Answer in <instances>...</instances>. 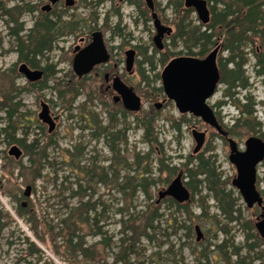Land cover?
<instances>
[{"label": "rangeland", "instance_id": "rangeland-1", "mask_svg": "<svg viewBox=\"0 0 264 264\" xmlns=\"http://www.w3.org/2000/svg\"><path fill=\"white\" fill-rule=\"evenodd\" d=\"M46 1L27 0L31 6L27 8L24 3L16 0H0V87L10 96L14 95V89H19L16 101L21 102V108L16 116L21 122L17 138L25 139L26 145L38 141L40 147L46 149V159L42 161L43 178L34 186L24 183L20 178V168L15 165L13 167L11 162H8L9 150L13 144L8 143L6 135L1 131L7 126L8 121L6 109L0 111V264H72L65 252L64 240L58 234L59 222L67 211L65 203L76 202V199L69 197L70 189L66 190L71 184L75 188L77 175H80V172L77 175L74 173L71 164L80 161L81 167L84 165L89 167L95 161L99 167L107 169L113 164L115 169H119L121 167L119 160H128L132 164L137 154H140L143 163L138 170L142 171L145 165L151 164L153 178L159 183L153 189L154 200L159 198V192L167 189L178 174L182 173L183 179L188 183L194 180V186L190 188L193 191V198L186 204L190 214L162 203V218L157 224L161 229L157 234L158 241H143L144 264H158L153 255L160 253L162 264H165L166 251L172 245L175 246L176 258L183 260L185 264H234L237 258L230 256L235 250L234 246L242 250L241 257L246 259V264H264V244H258L259 247L255 248L254 252L243 249L248 234L243 227V221L252 220L254 225V217L259 212L256 208L249 209L238 190L232 186L237 172L229 161L228 142L200 118L190 114L182 115L174 102L164 101L166 99L164 94L151 97L155 84L148 87V80L152 81L154 74H161L164 69L158 62L160 54L171 52L175 54L174 58L188 55L180 43L174 46L172 41L176 31L177 1L154 0L156 12L162 23L174 30L173 35L164 40L165 48L162 52L154 43L156 29L145 0H77L76 6L65 13L63 6L58 7L50 16V20L57 22V26L46 33L45 40H41L42 53L35 59L38 69L46 68V75L40 84H31L19 72L21 64L25 63L21 59L25 51L18 48L17 42L27 39L30 34L37 40H33L36 43L37 38H41L37 32H31L36 30L33 28L38 20L37 10L40 11V8L35 10L33 5L34 2L43 4ZM208 2L210 6L215 4L211 0ZM182 3L184 5V0ZM192 18L198 20L196 12L192 14ZM71 24H78L73 33L69 32ZM97 30H101L105 36L112 56L111 62L96 70L99 71L101 81L95 72L89 75V78L80 80L73 70L74 50L77 47L85 48L92 39L91 34ZM133 48L138 54L134 73L130 74L126 70L125 53ZM155 52L160 54L155 55ZM246 53L249 62L244 70L250 86L245 90L237 89L236 92L240 94L235 95L234 101L239 98L237 104L247 105L246 111L254 112L251 124L246 126L245 121L248 117L244 115L237 127L235 118L240 117L241 112L225 97L224 91L227 88L225 85H220L218 92L210 100L220 123L243 148L246 139L256 135L255 132L264 133V78L254 72L256 58L252 48H247ZM221 56L227 57V52H220L219 57ZM149 57H153L154 64L156 63L155 71H151L150 61L147 62ZM110 69H114L142 97V114L152 111L158 113L154 134L159 144L150 145L145 141V131L137 127L134 114L127 112L128 115L124 116L118 112L119 109H123L122 106L113 111L111 100L106 106L102 102L104 98L99 93L98 85L106 71ZM143 74L148 80L144 79ZM71 86L80 87L78 94L70 92ZM157 86H162V83L158 82ZM60 92L63 97H60ZM43 101L47 102L53 114L59 117L56 131L52 134L49 133L48 126L38 118ZM158 103L163 104L160 110L156 108ZM111 109L114 115L113 125L109 123ZM256 124H260L261 127L255 128ZM105 126L109 128L106 135L103 132ZM193 130L206 133V143L198 154H194L197 143L192 134ZM118 131L124 133L127 142L114 141L117 150L114 154L109 145ZM105 136L109 138L110 143L106 142ZM20 147L25 151L24 146ZM200 155L213 158L217 173L222 177V181L228 182L227 191L234 192L237 200L236 209L240 212L235 216L240 218L239 221L230 222L222 215L213 193L204 182L205 177L193 179L188 174L189 170L197 169L199 165L197 157ZM22 162L24 166H28L29 157H23ZM166 166L176 169V174L171 177L168 184L166 181L169 179V173ZM127 174L128 169L120 172L121 177ZM259 176L258 188L264 196V166L259 167ZM61 182L65 186L63 191L58 187ZM18 186L20 190L17 193ZM28 186L32 187L30 198L24 196ZM195 186H198L197 190ZM98 189L100 191L96 197L102 196L109 212L110 219L106 230L110 234H117L120 229V218L116 213L121 206V195L115 186H99ZM13 191L14 195H18V200L10 196ZM22 204L26 213L20 217L19 208ZM146 205V197L138 193L134 202L136 210L140 211ZM217 220L220 225L217 224ZM197 226L204 235L200 243L197 242ZM221 229H228L229 235L226 237ZM225 240L228 241L225 245L226 252L231 258L227 262L222 261L223 256L217 254L213 246ZM88 241L92 243L95 239L89 237ZM252 242L250 241V244ZM202 245L211 247L210 262L200 259Z\"/></svg>", "mask_w": 264, "mask_h": 264}, {"label": "trees", "instance_id": "trees-1", "mask_svg": "<svg viewBox=\"0 0 264 264\" xmlns=\"http://www.w3.org/2000/svg\"><path fill=\"white\" fill-rule=\"evenodd\" d=\"M176 1V31L172 39L174 46L180 43L187 50L189 56L197 58L205 57L217 46L222 47L221 52H227V57H219L221 84L227 87L224 91L225 97L240 109V112H242L241 120L244 115L248 117L245 124L246 126L250 125L254 112L250 110L246 111L247 105L237 104L236 102H239V98H236L235 102L234 97L240 94L236 92L237 89L245 90L250 86L249 79L244 70L249 62L248 54L246 53L247 48H252L254 57L256 58L254 65L255 74L264 78V0H211L215 4L211 6L212 19L208 25L198 24L197 22L199 21L192 18L195 10L186 9L182 0ZM206 1L208 2V0ZM55 25L57 26V23L46 19L36 25V30H31L32 33L37 32V35L41 37L37 38V43L35 42L37 40L33 39L31 34L27 39L17 42L18 48H22L25 51L21 55L22 61L29 64L31 68L38 67L35 59L36 56L42 53V49L40 48V44H42L41 40L46 39V33L50 32ZM77 27L78 24H71L69 32L73 33ZM156 54L160 53L155 52ZM174 55L171 52L161 53L158 62L161 66L165 67L174 58ZM149 61L151 71H155L156 63L154 64L153 57H149L147 62ZM43 70L46 72V68ZM143 77L148 80L145 74H143ZM153 78L152 81L148 80V87L155 84L153 86L154 94H151V97L163 95V87L157 86L158 82L161 84V74L156 73ZM79 88V86H71L69 90L71 93L78 94ZM18 90L14 89V95L10 96L9 93L3 92L2 87H0V95L2 97L0 111L6 109L8 121L7 126L1 131L6 135V140L9 144L24 146L25 151L20 159L11 156L7 159L13 167L15 165L17 168H20V178L23 179L24 183L34 186L38 180L43 178L44 165L42 161L46 159V149L41 148L38 141L26 145L25 139L17 138L21 122L16 116L21 108V102L16 101L19 93ZM62 95V92H60V97H63ZM118 112L124 116L128 115L127 111L123 109H119ZM109 114L110 123L113 125L114 115L112 109ZM134 115L137 127L145 131V141L150 145L159 144L154 134L158 113L152 111L143 114L140 112ZM241 120H237V127L240 125ZM256 127L260 128L261 125L256 124ZM108 130V127L103 128L105 135L108 133ZM123 135L122 131H118L111 143L109 138L105 136V140H107V143H110V150L114 154L117 153L114 141L127 142V138ZM23 157H29L28 166L23 165ZM141 160L140 154L136 155L132 164L128 160H119L121 166L119 169H115L113 164L107 169L99 167L95 161L89 167L85 165L81 167L80 161L71 164L74 173L77 175L80 172V175H77L78 179L74 183L75 188L71 184L66 190L70 189L71 193L69 197L76 199V202L73 204L65 203L66 206L64 207L67 211L59 222L58 234L64 240L65 252L68 254L72 264H144L143 257L145 256V250L143 241H158L157 234L161 232V229L157 224H159L162 218V203L168 204L169 207L184 210L190 214V210L186 204L193 198V191L190 188L194 186V180L186 183V187L191 193V200L189 202L181 204L176 199L170 197L161 201H159V198L154 200L153 189L159 183L153 178L151 164L145 165L142 171L138 170L143 164ZM197 160L199 162L197 169L195 171L189 170L188 174L193 179L205 177L204 182L207 183L209 191L213 193L222 215L226 219H229L230 222L239 221L240 218L235 216L236 213L240 214L239 210L236 209L237 200L234 197L235 194L233 191H227L228 182L222 181V177L217 173L216 162L211 157L205 158L204 155L197 157ZM160 164L162 165V159ZM166 167L169 173V179L166 181V184H168L171 177L176 174V169ZM123 169H128V174L125 177H121L120 175ZM160 171L162 172L161 169ZM131 172L135 174L132 175ZM99 186H115L121 195V206L117 209L116 213L120 218V229L117 234H110L106 230L107 222L110 218L102 196L96 197L98 191H100L98 189ZM19 187H17V193L20 190ZM58 187L60 191L65 189L63 182ZM197 187L195 186L196 190ZM89 191L90 194H88ZM138 193H142L147 200L146 207L140 211H137L134 206ZM10 196L14 200H18V195H14V191L10 193ZM64 201H66V198ZM23 207L24 205L22 204L19 208L20 217H23L26 213ZM217 224L220 225L218 220ZM221 231L225 233L226 237L229 235L228 229H221ZM89 237H92L95 241L89 243ZM249 240L252 239L247 238L246 246L243 249L246 248L254 252L255 244H249ZM227 243L228 241L225 240L221 244L213 245L215 247L214 251L223 256L222 261L226 260L227 262L231 259L230 256H235L237 261L234 264H246V259L241 257L242 250L238 247L234 246V252L228 256L229 254L226 252L225 246ZM32 246L35 247L34 244ZM202 247L200 259L210 262L211 247H204V245ZM174 248L175 246L172 245L166 251L167 259L165 260V264H185L183 260L176 258ZM160 249H162V246H160ZM153 258L156 263L162 264L161 253L154 254Z\"/></svg>", "mask_w": 264, "mask_h": 264}, {"label": "water", "instance_id": "water-1", "mask_svg": "<svg viewBox=\"0 0 264 264\" xmlns=\"http://www.w3.org/2000/svg\"><path fill=\"white\" fill-rule=\"evenodd\" d=\"M149 8L154 12L153 0H146ZM68 6L74 5V0H68ZM186 8H193L196 10L199 19L203 24L210 21V9L206 0H185ZM157 35L154 38V43L159 51L165 48L164 39L173 33L171 27L165 26L159 20L157 14L153 13ZM220 48L217 47L206 58H178L171 61L166 69L162 72V87L168 100L175 103L177 109L182 112H190L195 117L200 118L203 122L213 127L220 135L224 136L226 133L219 124L214 111L207 105L206 99L194 95V90L197 91L207 83H210V74L214 73L216 81L219 77V70L217 69V57ZM75 57L73 60V70L78 78H83L91 74V72L100 65H105L110 61V54L107 50L102 32L95 31L92 34V42L90 45L81 49L77 47L74 50ZM127 55V71L132 72L135 62V51L130 50ZM20 74L24 75L27 80L34 79V72L24 63L19 68ZM38 74V73H37ZM38 76H42L41 72ZM39 78V77H38ZM115 91L122 96L126 110L131 113H138L143 108L142 99L136 94L133 88L129 87L120 78L114 82ZM157 109L162 108V104L156 105ZM40 120L49 127V133H53L56 129V119L52 117L50 108L45 102L42 103V111L39 114ZM193 137L197 143L194 153L197 154L203 148L206 141V134L200 133L197 130L192 132ZM231 150V160L238 167L243 169L246 164L249 165L250 172L244 174L241 171L239 176L234 180L233 185L239 190L244 201L249 208H252L256 203L262 205L263 199L260 196L256 187V180L252 172L254 161L250 157L238 150L237 142L229 140ZM10 156L20 159L23 151L17 145H14L10 151ZM32 194V187L28 186L25 192V197L30 198ZM159 201L166 197L176 199L183 203L189 201L190 192L186 189L181 181V176L172 182L168 189L163 190L159 194ZM259 233L264 238V215L262 221L257 224ZM198 234V241L204 238L200 227L196 228Z\"/></svg>", "mask_w": 264, "mask_h": 264}, {"label": "flooded vegetation", "instance_id": "flooded-vegetation-1", "mask_svg": "<svg viewBox=\"0 0 264 264\" xmlns=\"http://www.w3.org/2000/svg\"><path fill=\"white\" fill-rule=\"evenodd\" d=\"M17 2H19V3H24V6L25 7H31L30 6V3L29 2H26L27 0H16ZM119 1H123V0H119ZM67 2H68V0H47L46 2H44L43 4H42V2L41 3H38V2H34V5H33V8L36 10L37 8H40V11L38 12V10H37V13H38V20H37V22H36V24H35V26H34V28L33 29H36V25L39 23H41V22H43L44 20H50L51 18H50V16H52L55 12H56V10H57V8L58 7H61V6H63L64 7V13L65 12H67L69 9H71V8H73V7H75L76 6V3H77V0H74V5L71 7V6H68L67 5ZM145 3H146V5H147V7H148V9L151 11V13H152V19H153V13L155 12L156 14H157V16H158V18H159V20L161 21V23H162V20L160 19V17H159V14L156 12V6H155V1L153 0V3H154V8H155V10H154V12L149 8V6H148V3H147V1L145 0ZM208 3V2H207ZM42 4V5H41ZM40 5H41V7H40ZM184 5H185V0H184ZM208 6H209V9H210V21H209V23L211 22V19H212V12H211V6L208 4ZM26 8V9H27ZM185 8H186V6H185ZM186 9H189V8H186ZM30 10H32V9H30ZM35 12V11H34ZM30 13H32V12H30ZM198 15V14H197ZM62 19V16L60 17V20ZM195 20V19H194ZM51 21H53V22H55V23H57L55 20H51ZM197 21V20H196ZM198 21L199 22H197L198 24H203L202 22H201V20L199 19V16H198ZM153 22H154V26H155V21H154V19H153ZM209 23H207L206 25H208ZM163 24V23H162ZM164 25V24H163ZM203 25H205V24H203ZM166 26V25H165ZM155 29H156V27H155ZM97 31H100V32H102L101 30H97ZM94 33V32H93ZM92 33V34H93ZM173 33H174V31H173ZM173 33L171 34V35H173ZM92 34H91V38H92ZM102 34H103V32H102ZM156 35H157V29H156ZM156 35H155V37H156ZM170 35V36H171ZM170 36H166L165 37V39L167 38V37H170ZM103 37H104V41H105V44H106V47H107V50H108V52H109V54H110V61L108 62V63H110L111 62V53H110V51H109V48H108V46H107V43H106V39H105V36H104V34H103ZM154 37V38H155ZM164 39V40H165ZM91 42H92V39H91V41L89 42V44L88 45H90L91 44ZM87 45V46H88ZM86 46V47H87ZM217 47H219L220 49H222V47L221 46H217ZM216 47V48H217ZM81 48V47H80ZM135 48L136 49H139V47L138 46H135ZM215 48V49H216ZM76 49V48H75ZM81 49H84V48H81ZM136 49H130V50H134L135 51V62H134V67H133V71L132 72H129L130 74H133L134 73V68H135V63H136V58H137V54H138V52H137V50ZM214 49V50H215ZM130 50H128V51H130ZM128 51H126V53L128 52ZM162 52V51H161ZM126 53H125V55H126ZM75 54V53H74ZM219 55H220V52H219V54H218V57H217V69L219 70V77H218V79H217V81H216V77H215V74L214 73H212V74H210V83H207V84H205V85H203L202 87H201V89H199V90H197V91H195L194 90V95H198V96H201V97H203V98H205L206 99V103H207V105L214 111V113H215V115H216V118H217V120H218V122H219V124L222 126V129L224 130V132L226 133V135H224V136H222V135H220L222 138H224L227 142H228V144H229V140L230 139H232V140H234V141H236L234 138H232L231 136H230V133L223 127V125L220 123V121H219V119H218V117H217V114H216V112H215V110H214V106L213 105H211L210 104V100L215 96V94L218 92V89H219V86L221 85V69H220V66H219ZM178 58H193V56H189V55H185V56H180V57H176V58H173L172 60H170L169 61V63L171 62V61H173V60H175V59H178ZM194 58H196V57H194ZM126 61H127V55H126ZM126 61H125V63H126ZM108 63L107 64H105V65H108ZM168 63V64H169ZM28 67H29V69L32 71V72H34V79L31 81V83L32 84H40V82H42V80L44 79V77H45V75H46V72L43 70V69H38V68H31L30 67V65L29 64H27V63H25ZM167 64V65H168ZM167 65L164 67V69H163V71L166 69V67H167ZM102 65H100V66H98V67H96L93 71H92V73H94L95 72V74H96V76L99 78V81H101V76L99 75V71L98 72H96V70H98L99 69V67H101ZM104 66V65H103ZM114 67V66H113ZM116 67V66H115ZM114 67V68H115ZM126 70H127V66H126ZM162 71V72H163ZM41 72V74H42V76H38V74ZM128 72V71H127ZM161 72V73H162ZM38 73V74H37ZM91 73V74H92ZM90 74V75H91ZM101 74V73H100ZM39 77V78H38ZM87 78H89V75L87 76V77H84V79H87ZM117 78H120L122 81H123V83H125L126 85H128L123 79H122V77L120 76V75H118L116 72H115V70L114 69H110V70H108V71H106V73L104 74V76H103V80H102V82H100L99 83V85H98V90H99V93L101 94V96H102V98H104V100L102 101L103 103H104V105L106 106L107 105V102L108 101H112V104H111V107H112V109H114L113 111H115V110H117V108L119 107V106H122L123 107V109L124 110H126V108H125V106H124V102H123V99H122V96H120L116 91H115V89H114V82H115V80L117 79ZM83 79V78H82ZM81 80V79H80ZM129 86V85H128ZM164 101H167V99H165ZM158 104H162V103H158ZM157 105V104H156ZM49 108H50V112H51V114H52V116H53V118H55L56 119V123H57V125H58V121H59V117L58 116H55L54 114H53V111H52V109H51V107L49 106ZM162 109V108H161ZM127 111V110H126ZM179 111V110H178ZM180 112V111H179ZM182 115H186V114H190V115H192V116H194L192 113H190V112H185V113H182V112H180ZM242 113V112H241ZM195 117V116H194ZM38 118H39V116H38ZM40 119V118H39ZM107 119V118H106ZM110 119V118H109ZM237 120H241V116L240 117H237V118H235V122H237ZM110 123V122H109ZM205 123V122H204ZM206 124V123H205ZM105 127H108V126H105ZM194 131V130H193ZM199 132V131H198ZM200 133H205V132H200ZM218 133V132H217ZM256 133V135H251L249 138H247L246 139V141H245V143H244V148L243 147H241L240 145H239V143L237 142V145H238V150L240 151V152H242V153H245V154H247L249 157H250V155H252L250 158L254 161V166H253V169H252V172H253V174H254V177H255V180H256V187H257V190L259 191V193H260V196H261V198L263 199V203H262V205H259L258 203H256L252 208H249L248 207V205H247V207L249 208V209H254V208H256L257 210H258V212H259V214H257L255 217H254V219H255V221H254V225H253V221L252 220H246V221H243V227H245L246 228V230L248 231V234H247V238H251L252 240H249V244H250V241H253L251 244H255V248H258L259 246H257L258 244L260 245V244H264V238L262 237V235L259 233V231H258V229H257V224L260 222V221H262V219H263V215H264V196L262 195V193L260 192V190H259V188H258V182H259V179H260V176H259V167H261V166H264V133H261L260 131H258V132H255ZM206 134V133H205ZM205 143H206V141H205ZM205 145V144H204ZM197 146V145H196ZM204 147V146H203ZM196 148V147H195ZM229 148H230V145H229ZM203 149V148H202ZM201 149V150H202ZM195 150V149H194ZM201 152V151H200ZM200 152H198V153H200ZM197 153V154H198ZM195 154V153H194ZM230 155H231V150H230ZM230 155H229V161H230V163L235 167V169H236V172H237V176H235V178L233 179V182H234V180L239 176V172L241 171L242 173H244V174H248L249 172H250V168H249V165L248 164H246L245 166H244V168L243 169H241V170H239L238 169V167L236 166V165H234V163L232 162V160H231V157H230ZM179 175H181L182 176V182H183V184H184V186L186 187V181L183 179V174L182 173H180V174H178L177 175V177L179 176ZM177 177H175V179L177 178ZM174 179V180H175ZM173 180V181H174ZM172 181V182H173ZM233 182H232V186H233V188H235L236 190H238L234 185H233ZM186 189H187V187H186ZM188 190V189H187ZM189 191V190H188ZM238 192H239V190H238ZM240 193V192H239ZM241 195V194H240ZM242 196V195H241ZM191 200V193H190V199H189V201ZM241 222H242V220H241ZM198 238V237H197ZM197 242H202V240H200V241H198V239H197Z\"/></svg>", "mask_w": 264, "mask_h": 264}, {"label": "bare ground", "instance_id": "bare-ground-1", "mask_svg": "<svg viewBox=\"0 0 264 264\" xmlns=\"http://www.w3.org/2000/svg\"><path fill=\"white\" fill-rule=\"evenodd\" d=\"M179 176H181V175H179ZM179 176H178V177H179ZM178 177H177V178H178ZM177 178H176V179H177ZM176 179H175V180H176ZM181 181H182V176H181ZM182 183H183V182H182Z\"/></svg>", "mask_w": 264, "mask_h": 264}]
</instances>
